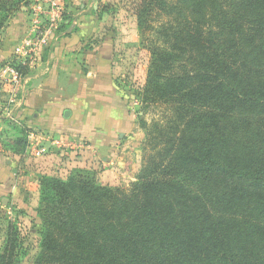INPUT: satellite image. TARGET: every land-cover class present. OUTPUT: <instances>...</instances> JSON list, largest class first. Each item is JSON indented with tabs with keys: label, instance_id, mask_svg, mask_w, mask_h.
Returning a JSON list of instances; mask_svg holds the SVG:
<instances>
[{
	"label": "trees",
	"instance_id": "1",
	"mask_svg": "<svg viewBox=\"0 0 264 264\" xmlns=\"http://www.w3.org/2000/svg\"><path fill=\"white\" fill-rule=\"evenodd\" d=\"M135 18L140 103L161 110L139 122L143 164L127 189L42 176L32 264H264V0H138ZM21 246L8 225L0 264Z\"/></svg>",
	"mask_w": 264,
	"mask_h": 264
},
{
	"label": "rangeland",
	"instance_id": "2",
	"mask_svg": "<svg viewBox=\"0 0 264 264\" xmlns=\"http://www.w3.org/2000/svg\"><path fill=\"white\" fill-rule=\"evenodd\" d=\"M9 2L10 9L1 15L3 20L0 24V45L2 40H15L23 36L29 20L28 10L33 4V0H9ZM51 2L57 4L61 21L56 23L49 37V43L42 48L35 62L24 71L19 97L23 98L25 94L23 88L26 87L27 92L30 91L35 95L32 98V106L40 112L44 108H57L66 103L65 100L63 103L58 101V94L62 89L71 90L73 93L76 89H81V92H84L81 94L82 97L73 96L71 100L74 102L69 100L73 110L70 120L74 126L84 131H92L99 124L103 127L106 123L119 122L121 115L125 114V109L128 118L131 122H135L141 135L139 145L132 153L133 162L138 165V173L143 164L142 148L145 139L144 132L139 128V122L144 120L150 124L161 115L159 108H148L140 103L139 94L145 83L149 54L140 45L136 29L135 6L138 0H60V2L51 0ZM13 60L15 61L16 58L12 56L11 61ZM36 61L41 65H36ZM62 69L68 70L72 81L65 82L61 78L58 79L56 86L55 74L58 76ZM36 77L37 80L44 78L45 84L39 82L35 87ZM28 78L31 81L25 83ZM47 79L55 80L50 82ZM46 84H50L51 89H46ZM33 86L35 88L41 86L43 93L36 94L37 90H33ZM2 104L6 106V101ZM22 129L28 130L29 135L33 134V126L24 123L19 117L15 122L0 117L2 149L6 142L22 137ZM27 142H29L28 136ZM5 149L9 157L14 155L6 147ZM60 151L63 154L68 152L66 149ZM60 151L56 157L59 156ZM24 155L25 152L19 156L15 155L13 167L30 174L31 181L28 189L17 184L19 190H22L18 195L19 201L10 199L8 204L0 200V245L5 240L7 226L11 225L20 233L22 243L17 264H32L40 242V222L35 213L40 178L50 174L47 176L66 179L75 171L82 170L91 172L97 184L111 185L101 182V168L93 170L89 167H55L48 172V168H44L38 160L34 161L36 158L33 156L30 157L29 162L22 161L24 158L19 159ZM11 177L13 182H17L16 176ZM129 184L111 187L127 189Z\"/></svg>",
	"mask_w": 264,
	"mask_h": 264
},
{
	"label": "crops",
	"instance_id": "3",
	"mask_svg": "<svg viewBox=\"0 0 264 264\" xmlns=\"http://www.w3.org/2000/svg\"><path fill=\"white\" fill-rule=\"evenodd\" d=\"M27 27L25 32L27 31ZM23 36H19L15 40H2L0 45V69L5 63L11 62L12 56L16 58L14 56L15 49L19 47ZM36 65L41 64H39V61L38 63L36 61ZM55 78L56 80L47 79V81L51 82L55 80L56 86L58 79L60 80L61 78L65 82L72 81L71 75L65 69H62L58 76L55 74ZM29 81H31L30 78L25 83ZM43 81H45L44 78L37 80L36 77L34 79V86L39 82L45 84ZM46 85V89H51L50 84ZM10 87L8 83L0 78V117H4L5 106L2 102L6 101ZM35 87L33 90H37L36 94L43 93L41 92L43 91L41 86L40 88ZM23 89L25 94L21 99V105L16 114L24 123H29L33 126V134H30L31 139H29L25 155L19 159L24 158L22 161L29 162L31 160L30 157L33 156L36 158L34 161L38 160V163L42 164L44 168H48V172L55 167H89L93 170L101 168V182L111 186H127L130 182L134 181L138 165L134 164L132 153L136 151L141 135L137 130L135 122H131L128 118L125 109V114L124 116L121 115L119 122L106 123L103 124V127H100L99 124L92 131H84L80 127L74 126L70 120L73 110L71 105H69V100L70 102H74L71 100L73 96L75 98L82 97L83 95L81 94L84 92H81V89H76L74 93L71 90L62 89L58 94V101H62L63 103V100H65L66 103L57 108H42L43 110L40 112L32 106V98L35 95L30 91L27 92L28 89L26 87ZM66 111L69 112L67 118L64 117ZM61 149L70 150L63 154L60 151ZM5 151H7L5 147L2 149L0 146V200L3 203L9 204L10 199L19 201L18 195H20L22 190H19L17 184L23 185V187L26 186L28 189L31 178L30 174L25 171H18L13 167V159H16V156L9 157V153ZM59 151L58 159L56 156ZM3 165L4 167H2ZM12 175L16 176L17 182L12 181Z\"/></svg>",
	"mask_w": 264,
	"mask_h": 264
},
{
	"label": "built area",
	"instance_id": "4",
	"mask_svg": "<svg viewBox=\"0 0 264 264\" xmlns=\"http://www.w3.org/2000/svg\"><path fill=\"white\" fill-rule=\"evenodd\" d=\"M56 1L60 2V0ZM32 3L30 10H28L29 26L14 53L17 64L22 67H29L35 62L40 49L49 43V37L56 23L61 21V14L57 10L58 6L55 2L33 0ZM0 78L11 86L7 93L3 116L15 122L18 117L16 112L21 105L19 88L22 82V74L8 62L0 69ZM28 139H31L30 135Z\"/></svg>",
	"mask_w": 264,
	"mask_h": 264
},
{
	"label": "water",
	"instance_id": "5",
	"mask_svg": "<svg viewBox=\"0 0 264 264\" xmlns=\"http://www.w3.org/2000/svg\"><path fill=\"white\" fill-rule=\"evenodd\" d=\"M68 116H69V112L66 111V112L64 113V117L67 118Z\"/></svg>",
	"mask_w": 264,
	"mask_h": 264
}]
</instances>
